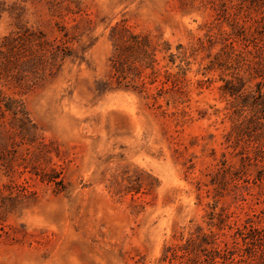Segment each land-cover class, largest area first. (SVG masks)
Returning a JSON list of instances; mask_svg holds the SVG:
<instances>
[{
    "label": "rangeland",
    "instance_id": "1",
    "mask_svg": "<svg viewBox=\"0 0 264 264\" xmlns=\"http://www.w3.org/2000/svg\"><path fill=\"white\" fill-rule=\"evenodd\" d=\"M0 2L21 8L26 28L66 43L72 55L57 59L33 85L0 81V92L22 101L35 127L14 132L0 153V191L19 195L0 208V264H190L191 256L164 261L165 251L183 245L197 227L222 246L234 228L262 215L264 189L252 182L256 167L245 177L241 146L227 143L234 99L221 88L233 75L248 91L255 88L247 68L257 51L264 53L257 32L263 5ZM118 23L169 42L173 53L182 45L190 65L179 102L155 97L160 83L141 94L116 88L109 34ZM14 24L4 13L0 36L16 31ZM238 55L245 59L240 70ZM211 61L217 68L209 71ZM222 217L223 230L212 226Z\"/></svg>",
    "mask_w": 264,
    "mask_h": 264
},
{
    "label": "trees",
    "instance_id": "2",
    "mask_svg": "<svg viewBox=\"0 0 264 264\" xmlns=\"http://www.w3.org/2000/svg\"><path fill=\"white\" fill-rule=\"evenodd\" d=\"M258 3L264 6V0H254L253 4ZM16 10L19 12L14 13ZM4 13H9L15 20L14 26L17 30L0 36V81L17 87L29 83L33 85L48 70L52 72L57 59L64 60L72 56L67 51L66 43L50 42L43 33L26 28L21 21V8L12 6L5 9V3L0 2V20ZM257 32L264 37V24ZM109 38L113 45L110 68L117 89L141 94L147 85L160 83L161 88L155 97L168 95L170 98L167 104L179 102L180 97L177 96L183 94L181 79L186 76L190 65L182 45H178L177 53H173L169 42L153 39L149 34L135 33L120 23L111 28ZM223 53L231 58L229 52ZM216 61L217 66L223 68L219 63V56ZM244 63L245 59L238 55L239 70L243 68ZM251 65L247 72L250 76L249 82L255 81L254 89L250 87L248 91L247 83L233 75L231 80L224 81L221 90L223 95L234 99L230 116L233 126L227 135V143H232L233 148L241 146L242 150L238 155L243 175L246 177L247 169L255 166L256 175L252 182L258 188L264 189V53L257 51ZM173 67L178 69L177 73L170 71ZM216 68L215 62L211 61L208 70ZM161 75L164 80L160 79ZM34 128L23 102L0 92V153L6 148V142L14 132L24 135L31 133ZM18 197L19 195L12 197V194L3 197L0 191V208H3V201L14 202ZM225 223L226 220L222 217L219 218L218 224L212 226L223 230ZM261 223H264V212L256 217V220L248 219L242 227L234 228L229 235L230 240L221 241L222 246L217 244L215 234H205L197 227L185 239L183 245L168 248L163 260L191 256L190 264H264V226H261ZM229 228L232 230V227Z\"/></svg>",
    "mask_w": 264,
    "mask_h": 264
}]
</instances>
